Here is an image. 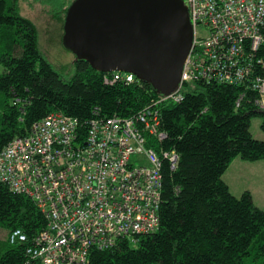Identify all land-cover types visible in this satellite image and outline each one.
Listing matches in <instances>:
<instances>
[{"label": "trees", "instance_id": "obj_1", "mask_svg": "<svg viewBox=\"0 0 264 264\" xmlns=\"http://www.w3.org/2000/svg\"><path fill=\"white\" fill-rule=\"evenodd\" d=\"M20 1L0 0V93L5 95L0 149L51 112L75 118L85 130L94 113L130 117L162 95L140 79L105 84L111 73L76 57V73L63 79L40 52L36 25L22 14ZM68 7L58 18L62 41ZM243 90L194 80L180 102L158 105L160 129L167 136L150 139L148 146L160 155L163 150L179 155L175 170L163 159L160 226L150 234L121 238L110 248H93L87 264H264V210L250 191L237 197L222 178L237 157L264 159V140L251 132L255 116L262 118L264 131V111L254 104L260 95L248 91L237 108ZM46 223L30 197L0 182V226L8 229L10 243L0 252V264H40L30 260L27 249ZM17 228L28 236L27 243H11Z\"/></svg>", "mask_w": 264, "mask_h": 264}, {"label": "built area", "instance_id": "obj_2", "mask_svg": "<svg viewBox=\"0 0 264 264\" xmlns=\"http://www.w3.org/2000/svg\"><path fill=\"white\" fill-rule=\"evenodd\" d=\"M184 3L193 43L172 93L130 117L94 113L85 130L75 118L51 112L0 149V182L30 197L47 222L28 246L30 260L87 264L95 247L158 230L163 159L175 170L179 155L164 150L160 155L148 142L166 138L158 105L180 102L188 83L242 86L237 108L248 91H256L254 104L264 111V0ZM110 73L105 84L139 80L129 72ZM10 240L27 243L28 236L17 228Z\"/></svg>", "mask_w": 264, "mask_h": 264}, {"label": "water", "instance_id": "obj_3", "mask_svg": "<svg viewBox=\"0 0 264 264\" xmlns=\"http://www.w3.org/2000/svg\"><path fill=\"white\" fill-rule=\"evenodd\" d=\"M63 43L98 72H129L168 95L193 43L184 0H74Z\"/></svg>", "mask_w": 264, "mask_h": 264}, {"label": "rangeland", "instance_id": "obj_4", "mask_svg": "<svg viewBox=\"0 0 264 264\" xmlns=\"http://www.w3.org/2000/svg\"><path fill=\"white\" fill-rule=\"evenodd\" d=\"M73 1L74 0L20 1L22 14L30 18L36 25L38 48L40 52L65 80L70 79L76 73V65L74 63L75 55L67 49L62 41V29L58 18L62 16L63 8L70 6ZM3 72L4 68L0 64V74ZM4 100L5 95L0 93V131L2 129ZM261 124L262 118L260 116L252 118L251 132L254 138L258 140H264V131ZM259 171L262 172L261 175L264 176V170L260 169ZM230 172L235 173L233 177L241 175V170L235 167H232ZM248 175L247 171H243V178H237L238 184L242 188L249 186L248 190H250L253 195L254 203L264 210V178L258 181L255 176L249 178ZM233 189L236 190V188ZM9 244L8 229L0 226V252L4 251Z\"/></svg>", "mask_w": 264, "mask_h": 264}, {"label": "crops", "instance_id": "obj_5", "mask_svg": "<svg viewBox=\"0 0 264 264\" xmlns=\"http://www.w3.org/2000/svg\"><path fill=\"white\" fill-rule=\"evenodd\" d=\"M241 158L237 157L235 158L230 167L227 169V171L223 174V180L228 184L230 191L235 195V196H240L242 193H244L245 191L248 190L249 186H245V187H240L238 184V177L239 178H243V171H247L248 172V176L250 177H256L258 181H261L264 176L261 175L262 172H260V169L264 170V159L263 160H259V161H246V160H240ZM235 167L241 170V175L240 176H236L233 177L235 175V173L230 172L231 168ZM233 188H236L233 189ZM237 191V192H235ZM250 191V190H248ZM251 192V191H250ZM240 194V195H239ZM253 196V195H252ZM259 207V206H258Z\"/></svg>", "mask_w": 264, "mask_h": 264}]
</instances>
